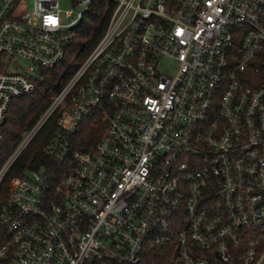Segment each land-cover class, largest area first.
Listing matches in <instances>:
<instances>
[{
  "label": "built area",
  "instance_id": "2783aa9c",
  "mask_svg": "<svg viewBox=\"0 0 264 264\" xmlns=\"http://www.w3.org/2000/svg\"><path fill=\"white\" fill-rule=\"evenodd\" d=\"M70 1L75 14L0 0V125L94 0ZM112 1L95 46L0 167L1 183L58 113V169L8 183L0 264H136L145 246L170 247L169 264H264V0ZM93 115L101 135L80 145Z\"/></svg>",
  "mask_w": 264,
  "mask_h": 264
},
{
  "label": "trees",
  "instance_id": "16d2710c",
  "mask_svg": "<svg viewBox=\"0 0 264 264\" xmlns=\"http://www.w3.org/2000/svg\"><path fill=\"white\" fill-rule=\"evenodd\" d=\"M113 8L112 0H94L76 26L75 37L67 46L62 60L52 68L40 70L34 80V89L12 100L0 125V167L95 46L107 26ZM57 117L58 113H55L49 119L5 173L0 183V206L6 200L11 178L29 169L45 168L49 173L58 169L60 163L49 148L55 134ZM102 130L101 119L93 115L81 121L76 137L80 145L93 144L99 139ZM170 254L168 246H145L136 264H169Z\"/></svg>",
  "mask_w": 264,
  "mask_h": 264
},
{
  "label": "rangeland",
  "instance_id": "374dc122",
  "mask_svg": "<svg viewBox=\"0 0 264 264\" xmlns=\"http://www.w3.org/2000/svg\"><path fill=\"white\" fill-rule=\"evenodd\" d=\"M59 5L62 10L72 9L74 14L77 13L81 9L79 6L73 4L70 0H59ZM71 19L72 18H70L69 20ZM170 66H171V63L169 62L167 64V70L169 71H171Z\"/></svg>",
  "mask_w": 264,
  "mask_h": 264
}]
</instances>
